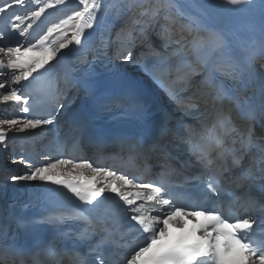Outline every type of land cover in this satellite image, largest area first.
Wrapping results in <instances>:
<instances>
[{
	"label": "snow or ice",
	"instance_id": "1",
	"mask_svg": "<svg viewBox=\"0 0 264 264\" xmlns=\"http://www.w3.org/2000/svg\"><path fill=\"white\" fill-rule=\"evenodd\" d=\"M247 2L223 0L233 7ZM65 3L41 0L27 15L12 14L0 26V104H23L21 112L30 114L33 97L24 94L22 82L31 83L47 72L49 62L68 46L44 47V42L64 26L75 24L72 41L81 44V33L92 29L103 13L113 22H123L116 32L117 58L131 62L133 49L145 44L156 60L153 75L171 78L174 97L192 89L194 76L201 77L190 103L181 108L187 115L202 106L203 119L198 127L173 122L168 112L154 111L131 91L102 92L91 70L86 71L84 78L72 84L83 91L85 104L73 113L70 130L79 138L104 143L93 131L94 120L119 105L132 130L110 138L120 149L116 155L123 157L127 149L128 158L141 161L149 171L154 156L159 169L155 179L93 167L87 159L49 162L51 158L45 156L37 166L22 155L11 156L12 164H24L28 171L6 179L63 185L88 206L84 210L88 215L18 216L16 225L24 230L26 242L0 243V264H26L29 258L33 264H44L38 259L41 251L52 261L67 256L73 264H264V16L242 34L212 22L215 0H205L197 15L181 11L176 0H78L80 10L49 27L35 44L23 47L22 21L39 20L46 10ZM14 6L27 7L25 0H5L0 16L11 13ZM130 19L134 23L128 27ZM17 32L16 46L11 47L9 36ZM153 35L170 50L168 55L155 51ZM111 43L101 40L105 48ZM193 55L195 65L188 59ZM178 84L183 87L177 89ZM55 103L47 118L0 119V146L7 148L12 131L52 125L63 110L58 99ZM238 122L243 127L239 134ZM86 168L91 169L90 178L77 171ZM212 197L214 206L209 207ZM105 200L111 205L103 204ZM68 220L83 226L62 235L65 239L75 236L86 251L77 250L75 243L60 248L55 237L48 239L40 232L42 224L61 225ZM117 250L122 254L110 258L109 253Z\"/></svg>",
	"mask_w": 264,
	"mask_h": 264
},
{
	"label": "bare ground",
	"instance_id": "2",
	"mask_svg": "<svg viewBox=\"0 0 264 264\" xmlns=\"http://www.w3.org/2000/svg\"><path fill=\"white\" fill-rule=\"evenodd\" d=\"M37 1L36 0H29L26 2L27 7H30L31 5L35 4ZM78 3V0H66V3L59 7L60 10L65 9L67 7H69L72 3ZM205 0H176L177 6L178 8H180L181 11H184L187 14L190 15H197L198 14V9L204 4ZM215 4H216V9L214 10V15H213V19L212 22L215 24H220L222 21H225L227 19L228 16H233L236 13L242 14V13H247L249 15H251V18L253 21H256L257 23H259L260 19L262 16H264V0H248L247 3L241 5V6H229V5H225L223 3V0H215ZM25 8V7H23ZM14 10V9H13ZM46 17H44V15L39 19L36 20L35 22V28L34 31H38V25L40 23H43L44 21H46ZM64 28V27H63ZM76 26L74 27L73 31L75 30ZM64 30H58L54 33H52L51 36H49L50 39V43L47 45L46 41L44 42V47H56L59 48V44L60 43H67L68 46L65 49H61L60 52H58L57 58L61 57L62 55H64L72 46L75 45V41H72V34L69 33V37H67L66 33H63ZM39 32V31H38ZM73 33V32H72ZM83 33H81L82 35ZM61 35L60 38H64L63 40H60L58 38V36ZM19 37V34L17 35V38ZM58 38V40H57ZM39 39V38H38ZM31 39H29V37H24L20 39V42L23 41H29ZM67 40V41H65ZM32 41V40H31ZM70 42V43H69ZM35 51H39V48L35 49ZM192 63H197V57L195 55L192 56V58L190 59ZM156 63L155 58L152 59H148L146 61H144V63L139 64V65H132V64H127L124 65L122 67V71L124 73H126L130 78H138V79H149L150 76V72H149V66H153ZM196 81L193 80V83H195ZM12 104L10 103L8 105H3L0 104V109H1V113L4 117H6L7 119H13L12 115ZM4 113H3V110ZM25 132L20 133V132H16V131H12L8 137V141H12L14 140V137L22 136ZM16 135V136H15ZM1 147V146H0ZM5 154H8V152H6ZM7 155L4 156V158H6ZM86 176L91 174L90 171L85 172Z\"/></svg>",
	"mask_w": 264,
	"mask_h": 264
},
{
	"label": "rangeland",
	"instance_id": "3",
	"mask_svg": "<svg viewBox=\"0 0 264 264\" xmlns=\"http://www.w3.org/2000/svg\"><path fill=\"white\" fill-rule=\"evenodd\" d=\"M37 2L35 3V4H37V3H39V2H41V0H36ZM25 2H26V0H25ZM35 4H33V5H35ZM33 5H31L30 7H28L27 9H28V11H30L31 10V8H32V6ZM82 6H80L79 5V3H72L69 7H67V8H65V9H62V10H60V8L59 7H57L56 9H48V10H46V12H45V14H43L44 15V17H46V18H48V17H50V18H55V22H54V24H52V25H50L49 27H52L53 25H55V24H58V23H60L63 19H66V17L68 16V15H71V13H72V11H74V10H80V8H81ZM42 15V16H43ZM35 22H36V20H26V21H22V23H21V29L22 30H26L25 31V36H27V37H29V38H32V30H33V28H34V26H35ZM160 23H162L163 22V19L161 18V20L159 21ZM185 21L183 20V21H180V23L182 24V23H184ZM133 23H134V19H131L130 20V22L128 23V27H131L132 25H133ZM29 24H31L32 26L31 27H29ZM74 26H75V24H72L71 26H64V28H62V30H64L63 31V33H66V35H67V37H69V33H71L72 34V32H73V29H74ZM48 27V28H49ZM177 27H179V25H177ZM47 28V29H48ZM47 29H46V31H44V33H43V35L47 32ZM42 35V36H43ZM58 36V35H57ZM61 37V35H59L58 36V38L60 39V40H63L62 38H60ZM58 38H57V40H58ZM36 41H37V39H35V40H29V41H23V42H21L22 43V45H23V47H27L28 46V43H32V44H35L36 43ZM65 41H67V40H65ZM50 43V42H49ZM47 41H46V44L48 45L49 44ZM16 46V44H13V46H11V47H15ZM54 48H56V47H54ZM34 51H35V49H34ZM169 51L170 50H166L165 52H163V51H161V53L163 54V55H168V53H169ZM192 58V56L191 57H188V59H191ZM123 61V60H122ZM123 62H125V61H123ZM142 63H144V61L142 62ZM141 63V64H142ZM193 90V89H192ZM3 110V109H2ZM0 111H1V109H0ZM3 113H4V110H3ZM0 119H7L6 117H4L3 115H2V113L0 112ZM14 119V118H13ZM7 147H8V145H7ZM14 165V164H13ZM6 166H8V167H12V164H11V161H8L7 163H6ZM26 171H28L27 169H25L23 166H21V167H19L18 169H17V171H15L13 174H17V175H23Z\"/></svg>",
	"mask_w": 264,
	"mask_h": 264
}]
</instances>
